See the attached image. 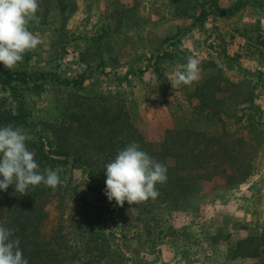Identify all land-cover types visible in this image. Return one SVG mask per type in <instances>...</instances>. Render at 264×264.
I'll use <instances>...</instances> for the list:
<instances>
[{
  "label": "rangeland",
  "instance_id": "374dc122",
  "mask_svg": "<svg viewBox=\"0 0 264 264\" xmlns=\"http://www.w3.org/2000/svg\"><path fill=\"white\" fill-rule=\"evenodd\" d=\"M187 1H182V8L196 4ZM216 2L206 0L205 17L197 20L193 16L191 21L196 20L198 27L203 25ZM154 3L155 0H0V75L9 70L28 77L23 84L16 83V93L0 85V98L7 99L12 108L23 101L33 130L42 136L45 125L65 118L67 107L77 103L78 95L117 93L126 98L134 124L157 144L166 131L179 129L202 131L223 141L244 137L248 141L246 152L252 159L251 176L245 183L227 191L217 180L205 186L211 192L203 198L171 208L157 204L150 214H141L136 201L130 200L126 215L117 219L114 202L99 200L96 182L87 168L69 164L72 167H66L62 183L81 200L105 209L103 226L112 249L99 264H260L261 258L238 257L242 251L234 250L239 241L248 238L253 240L244 246L254 250L259 242L256 238L264 232V39H256L252 49L247 48L249 61L228 58L221 49L217 61L220 67L210 64L205 69L214 71V75L219 69L226 80L235 84L245 80L251 86L244 85L238 91L221 81L220 87L227 91L217 92L219 99L227 100L229 92H236L233 99L238 97L242 102L248 90L254 89L253 109L247 104L235 107L233 100L224 106L216 104L223 111L220 118L216 117L220 122L213 123L207 116L208 107H204L205 111L197 109L200 100L193 96L194 90L189 93L191 86L184 91L178 88L176 74L194 61V51L185 47L177 34L166 38L158 34L161 17L147 10ZM252 3L242 1L235 17L238 19ZM162 5L170 9L172 16L182 18L176 15V3ZM197 7L191 8V13H200ZM206 40L208 43L209 38L203 39L204 43ZM209 45L212 43L205 46ZM199 69H190L191 78L196 77L198 84L195 90L211 77L204 73L201 82ZM250 114L262 133L259 136L251 135L247 118ZM66 196L65 201L48 206V230L61 218L70 232L80 234L79 222H75L79 218L69 202L71 196Z\"/></svg>",
  "mask_w": 264,
  "mask_h": 264
},
{
  "label": "trees",
  "instance_id": "16d2710c",
  "mask_svg": "<svg viewBox=\"0 0 264 264\" xmlns=\"http://www.w3.org/2000/svg\"><path fill=\"white\" fill-rule=\"evenodd\" d=\"M182 1H172L177 16L193 17L190 9L199 6L197 20L205 17L206 0H188L196 4L185 9ZM27 78L7 70L0 75V85L16 93V83L23 84ZM221 81L238 91L244 85L251 88L245 80L238 84L226 80L220 70L204 80L193 96L200 100L197 109L208 107L207 116L213 123L220 122L223 111L218 104L233 100L235 107L247 104L254 108L253 88L242 102L233 99L236 92H229L227 100L217 98V92L227 91L220 87ZM108 96L78 95L60 123L43 127V136L33 130L23 101L12 108L7 99L0 98V264H99L108 257L112 248L103 226L105 209L81 200L62 183L68 166L89 170L99 200L114 202L117 219L126 215L130 200L146 215L157 204L171 208L203 198L211 192L205 189L208 183L220 180L229 191L251 176L252 159L244 137L223 141L202 131L179 129L166 131L157 144L134 124L125 97ZM247 118L251 135L262 134L253 115ZM69 194L80 234L70 232L61 218L48 230V206L65 201ZM252 240L239 241L234 252L242 251V255H235L261 258L264 264V232L256 238L259 242L254 250H246L244 245Z\"/></svg>",
  "mask_w": 264,
  "mask_h": 264
},
{
  "label": "crops",
  "instance_id": "0c3cea01",
  "mask_svg": "<svg viewBox=\"0 0 264 264\" xmlns=\"http://www.w3.org/2000/svg\"><path fill=\"white\" fill-rule=\"evenodd\" d=\"M169 1L173 0H155L153 7L151 5L147 10L153 11L161 17L158 34L161 32V36L164 38L177 34L178 38L182 37V44L187 48L191 47V50L194 51V61L186 63L183 69H179V73L176 74L179 78L178 88L181 91L187 90V86H191L189 93H192L198 86L195 83L196 77L191 78L190 69L193 67L198 66L200 68L199 72L203 75L202 82L207 73L209 75L205 76L207 78L215 74L214 71H205L207 67L210 68V64L217 68L220 67L217 61L222 50L227 53L228 58L247 62L250 60L246 54L248 53L247 48L252 49L256 39H264V0H250L253 5L247 6L242 15L238 16V19L235 17V13L238 11L237 7L246 0H218L212 4L213 12L208 11L207 17L203 21L204 24L200 27L197 26L196 20L191 21L194 17L176 18L172 16L170 9L168 10L162 5V3L165 4ZM199 14H195V16L198 17ZM180 34L183 35L180 36ZM207 37L209 38L208 43L207 40L204 43L203 39H207ZM209 43L212 45L205 46ZM254 54L257 53H252L253 56H255ZM256 56L255 59L258 58ZM204 73L206 74L204 75ZM189 106L191 107V105Z\"/></svg>",
  "mask_w": 264,
  "mask_h": 264
}]
</instances>
